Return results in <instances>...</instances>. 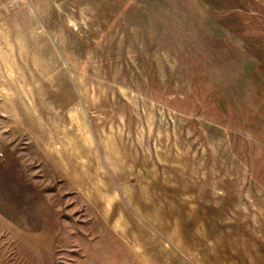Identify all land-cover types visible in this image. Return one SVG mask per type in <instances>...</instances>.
Returning <instances> with one entry per match:
<instances>
[{"label": "rangeland", "instance_id": "rangeland-1", "mask_svg": "<svg viewBox=\"0 0 264 264\" xmlns=\"http://www.w3.org/2000/svg\"><path fill=\"white\" fill-rule=\"evenodd\" d=\"M0 264H264V0H0Z\"/></svg>", "mask_w": 264, "mask_h": 264}]
</instances>
